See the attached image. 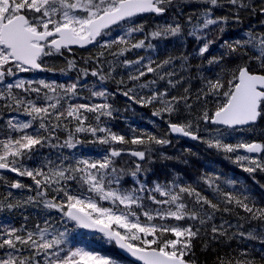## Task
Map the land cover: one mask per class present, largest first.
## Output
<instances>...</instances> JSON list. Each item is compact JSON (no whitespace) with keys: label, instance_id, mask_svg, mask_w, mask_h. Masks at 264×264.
I'll list each match as a JSON object with an SVG mask.
<instances>
[{"label":"snow or ice","instance_id":"1","mask_svg":"<svg viewBox=\"0 0 264 264\" xmlns=\"http://www.w3.org/2000/svg\"><path fill=\"white\" fill-rule=\"evenodd\" d=\"M183 3H196L201 7L185 14ZM225 5L232 6L230 11L235 10L232 19L236 21L240 19L241 9L257 10L248 0H0V101L3 102L0 108L17 113L0 125V170L30 178L32 185L13 180L8 188H26L34 192L35 195L22 204L35 203L55 211L59 214L60 225L55 227L50 219L33 228L26 224L19 228L0 224V264H125L119 255L93 248L83 239L72 236L69 240L76 229L100 234L95 239L133 258L127 264H193L185 257L191 252L192 240L207 232L205 226L210 227L213 240L239 238L264 245V204L249 190L237 189V179L205 173L200 179L211 189L210 198L204 194V189L198 190L199 185L182 180L149 185L146 175L150 169L141 163L146 160L151 163L153 146H167L172 143L168 135L177 134L201 140L209 148L225 154L237 153L225 158L231 159L244 172H264V155H261L264 143L241 139L233 144L219 128L217 135L204 140L197 134L198 124L194 127L192 121H172L171 116L179 111L177 106L181 103L187 109L192 108L187 87L183 95L170 94V89L184 80L176 71L174 61L180 59L181 70L187 69V56L168 55L160 60L157 53L138 56L135 60L126 58V53L133 49L156 52L155 40H183L184 25L175 17L172 22L157 25L147 32L135 19L145 14L165 16L175 9L179 15L186 16L185 23L190 26L187 36L204 41L197 55L206 58L208 65L220 64L224 55L240 52L247 55L243 50L250 47L258 52L250 59H256L264 68V33L252 30L246 31L241 38L224 40L220 45L226 50L224 54L205 57L216 43L209 38L211 26H217L223 33L229 21L228 16L215 15V9ZM259 11L264 14V4ZM113 32L115 36L105 39ZM141 33L143 35L139 36ZM88 46L104 51L93 59V69L78 70L75 81L61 83L19 76L20 73L54 71L47 67L45 58L63 56L65 51L71 53L74 47ZM105 52L113 59L107 60ZM105 63L111 66L107 71L103 67ZM116 66L128 69L127 81L136 82L129 86L122 78L119 83L123 89L118 91L141 107L152 105V115L167 124V133L158 135L130 126L132 135L129 137L112 130L107 121L116 118L114 112L118 110L109 103L115 93L109 92L103 84L112 77ZM75 67V62L69 60L68 68ZM148 74H154L153 78L141 82ZM88 75L99 83L88 88ZM158 81H166L168 87H153ZM85 88L89 96L82 95ZM143 89L149 92L143 93ZM209 96L215 101L214 111L210 113L205 107L197 119L205 124L241 130L264 115V74L252 73L245 65L230 78L220 74L205 78L197 100H206ZM23 116L28 119L20 118ZM62 131L67 134L63 140L59 135ZM78 133L89 134L92 139L85 141L76 135ZM84 143L109 147L95 156L76 151L64 153L65 149L76 150ZM44 148L58 150L55 159L46 156L34 167L24 163L37 155L43 156L41 150ZM241 149L246 154H240ZM125 155L136 158L128 167L122 165ZM160 155L171 159L164 153ZM129 176L132 185L126 186L124 181ZM6 179L0 174V180ZM225 184L232 190H226ZM50 192L54 193L51 197ZM11 195L9 191L8 196ZM5 206L12 211L22 205L0 202V210ZM236 209L245 215L241 216ZM219 212L235 213L237 223L222 220L217 225L214 221ZM182 221L185 223H179ZM253 221L258 222L257 228L245 231L244 224ZM70 223L72 228L68 226ZM225 255L226 259L218 257L219 264H264V249L259 261L247 248Z\"/></svg>","mask_w":264,"mask_h":264},{"label":"trees","instance_id":"2","mask_svg":"<svg viewBox=\"0 0 264 264\" xmlns=\"http://www.w3.org/2000/svg\"><path fill=\"white\" fill-rule=\"evenodd\" d=\"M252 5H255L257 10L251 12L249 10L241 9L239 11V21L232 19L235 10L232 9L231 5H225L222 8L215 9L216 16H228L229 21L225 27L223 33H220L217 26H211L209 32V38L214 39V43L209 50V53L205 54V57L210 55L220 56L226 52L224 48H221L220 45L224 40H233L241 38L243 34L252 30L255 33H264V14H261L259 7L264 4V0H248ZM181 7L185 14L192 12L194 9L201 7L196 3H183ZM173 17L179 20V22L184 25L185 38L181 40L180 38H169L166 40H155L153 43L157 44L156 52L150 50L133 49L132 51L126 53V58L135 60L138 56H155L159 54V59L162 60L168 55L173 57H180L181 55L187 56V69L181 70L180 65L182 61L176 59L174 61L176 71L180 76L184 77L183 83L177 85L175 88L170 89V94L173 95H183L184 88L189 89L190 100L189 103L192 104L191 109H187L183 106V103L178 105L179 111L175 112L171 119L176 123H185L188 121L193 122V126L196 127L198 124L199 131L198 135L204 140L210 135H217L216 129H220V133L225 134L226 139L230 143H237L239 140L243 139L250 142H260L264 143V115L259 117L256 124L242 128L241 130L226 129L222 126H215L211 124H205L202 120H198V116L202 111L207 107V110L211 113L215 109V101L212 97H207L206 100L201 98L197 100V94L199 90L204 87L205 78H215L217 74H220L222 77H229L231 74L236 71L240 66H247L249 71L252 73L264 74V68H262L259 62L256 59H250L251 57L258 55L252 48H246L243 51L247 52V55H244L243 52L232 53L231 55H224V59L218 65H208L207 59L202 58L197 55L199 47L203 44V40L197 41L195 37L187 36L189 25L185 23L186 16L179 15L175 9H172L165 16H155V15H143L136 17L138 23L144 25L145 31L153 30L157 25H162L165 22H172ZM195 22V21H193ZM119 31V29H117ZM116 32H113L110 36L105 37V39H111L112 36H115ZM142 36L143 33L138 34ZM246 38V37H245ZM116 46H113L115 50ZM104 51L99 47L88 46L87 48H73L71 53L65 51L63 56L54 55L51 56V63L49 66L54 70L51 73V76L48 77L46 73L34 74L29 77L45 78L48 80H56L61 83H70L75 81L78 76L79 69H93L95 64L93 59L101 52ZM105 58L107 60H112L113 57L108 55L105 52ZM125 57H121L124 59ZM103 59V58H102ZM73 60L76 67L73 69L68 68V61ZM46 63V61H45ZM105 70L110 69V65L105 63L103 65ZM128 69H125L120 66H116L115 71L112 72V77L107 79L103 87L106 88L109 92L115 93L113 97L109 98V103L113 105L118 111L114 112L115 119L108 120L107 123L112 127L113 131L126 133L129 137L132 135L130 131V126H134L137 129H147L150 132L156 133L158 135H164L169 130L167 129V124L164 123L159 117H154L152 112L154 110L152 105L141 107L139 104L134 103L133 101L128 100L125 96L121 94V91L118 89H123V85L119 82L123 78L127 81ZM154 74H148L147 76L141 78V82H146L149 79H152ZM174 77L173 79H175ZM88 88H92L95 84L99 82L95 77L88 75L87 78ZM82 83L84 81H81ZM129 86L136 82L127 81ZM153 87L164 89L168 87L166 81H158ZM88 88H85L82 91V95L89 96L90 92ZM143 93H148L149 89H143ZM3 102L0 101V104ZM17 113L11 112L9 109L0 108V125H4L7 118L10 116H16ZM90 116L92 114H89ZM22 119H28V117H20ZM167 118V116H166ZM155 122L153 124L152 122ZM95 123V121H92ZM6 131V129H5ZM61 140L66 137L65 132L59 133ZM78 137H82L85 141L91 140L92 137L89 134H76ZM168 139L172 141L167 146L154 145V152L152 153V162L149 163L147 160L142 162L144 166L150 169L147 172L146 180L149 185H152L156 182L164 183L171 181L173 179L182 180L187 183H193L199 185V189H204V194L212 197L213 193L211 189L207 188V185L203 184L200 179L205 173H217L223 174L225 178L237 179L239 183L237 184V189H247L249 190L261 204H264V188L261 185H264V172L257 170L255 173H247L242 171L231 159H226L225 156L229 155L234 157L237 153L225 154L223 152L217 151L214 148H209L206 143L201 140H184L181 138H176L173 134L168 135ZM109 146L100 145L98 143H84L79 145L76 150L65 149L64 153L68 154L70 151H76L78 154H92L93 156L102 154ZM116 147H141L133 145H116ZM43 156L37 155L32 160H26L24 163L29 167L38 166L46 156L51 155L55 159L57 151L49 148H44L41 150ZM164 153L167 157L171 159H166L160 154ZM240 154L243 153V150H240ZM264 155V153L262 154ZM126 157V158H125ZM132 159L129 156L122 157V165L128 167L131 165ZM7 178L5 180H0V202H3L5 205L9 202L17 204L20 203L22 206L16 207L12 211H8L6 206L3 210H0V224L8 225L19 228L21 225L26 224L29 228H33L37 223L43 224L45 219H50L52 224L59 228L58 224L59 214L55 211H50L44 209L42 205L38 206L35 203L22 204L23 201H26L28 197L35 195L34 192L28 191L25 189H9L8 183L13 180H19L26 185H32L33 182L28 177H18L13 174L3 173ZM126 186L132 185L131 177H126L124 181ZM226 190H232L228 185H223ZM9 191L12 195L8 196ZM54 195V193H49V197ZM231 207V206H229ZM241 216L245 215L242 210L236 209ZM27 217V220H25ZM222 220H228L232 224H236L238 217L235 213H216L215 223L218 225ZM244 223L243 221H240ZM172 223H176L172 221ZM185 223V222H179ZM258 222L253 221L251 223L244 224V230L250 231L257 228ZM69 228H72L73 225L70 223ZM207 232H202L198 237L192 240V249L188 256L185 257L186 260L192 261L193 264H219L218 257L227 256L226 253H230L232 250H239L247 248L259 261L261 250L264 249V245L260 244L259 241L255 240H240L239 238H234L232 240H226L223 237L218 238L217 240L212 239V233L210 227ZM97 233H89L82 229H76L72 232L69 240L72 239V236H75L77 240L83 239L87 242L88 245L93 248L100 249L104 252L112 253L119 255L121 259L127 264L126 260L114 246L107 245L103 240L95 239L99 236Z\"/></svg>","mask_w":264,"mask_h":264},{"label":"water","instance_id":"3","mask_svg":"<svg viewBox=\"0 0 264 264\" xmlns=\"http://www.w3.org/2000/svg\"><path fill=\"white\" fill-rule=\"evenodd\" d=\"M145 15H153V14H145ZM74 48H78V47H74ZM255 74H260V73H255ZM259 119V118H258ZM258 119H257V121H258ZM257 121L254 123V124H256L257 123ZM254 124H250V125H245V126H243L242 128H246V127H249V126H252V125H254ZM216 126V125H215ZM223 127V126H222ZM174 136H176V137H179V138H182V139H185V140H191L189 137H184V136H180V135H177V134H173ZM258 143H260V142H258ZM263 153H261V155H262ZM251 155H256V154H251ZM132 159H136V158H134V157H131ZM142 163V162H141ZM1 172H3V173H6V174H13V175H15L14 173H10V172H6V171H4V170H0ZM83 230V229H82ZM84 231H87V230H84ZM88 232V231H87ZM98 234V233H97ZM117 249V251L126 259V260H128V261H130V260H132L133 258H131V257H129L126 253H124L122 250H119L118 248H116ZM137 264H138V262H137Z\"/></svg>","mask_w":264,"mask_h":264},{"label":"flooded vegetation","instance_id":"4","mask_svg":"<svg viewBox=\"0 0 264 264\" xmlns=\"http://www.w3.org/2000/svg\"><path fill=\"white\" fill-rule=\"evenodd\" d=\"M45 61H46L47 67L51 68V66H49V64L51 63V58L50 57H47V58H45ZM41 73H46L48 75V77H49V76H51L52 71H50V72H36V73H20L19 76L21 78H24V79H31V77H29V76L34 75V74H37L38 75V74H41ZM174 137H176V136H174ZM176 138H179V137H176ZM0 174H2L4 176V174L2 172H0Z\"/></svg>","mask_w":264,"mask_h":264},{"label":"rangeland","instance_id":"5","mask_svg":"<svg viewBox=\"0 0 264 264\" xmlns=\"http://www.w3.org/2000/svg\"><path fill=\"white\" fill-rule=\"evenodd\" d=\"M126 158V157H125Z\"/></svg>","mask_w":264,"mask_h":264}]
</instances>
